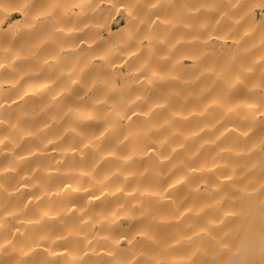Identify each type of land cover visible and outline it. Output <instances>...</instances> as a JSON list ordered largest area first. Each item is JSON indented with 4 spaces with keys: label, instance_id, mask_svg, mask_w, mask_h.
Wrapping results in <instances>:
<instances>
[{
    "label": "clouds",
    "instance_id": "1",
    "mask_svg": "<svg viewBox=\"0 0 264 264\" xmlns=\"http://www.w3.org/2000/svg\"><path fill=\"white\" fill-rule=\"evenodd\" d=\"M37 2L0 0L25 31L47 25L39 43L0 34V239L38 229L44 264H193L174 244L217 240L248 206L264 208V188L247 190L256 165L244 164L242 129L264 112V84L249 82L254 69L264 78V30L242 26L251 7L238 15L248 0ZM106 11L126 16L119 35ZM26 78L35 83L16 95L35 107L9 119V90ZM57 246L68 255L53 257Z\"/></svg>",
    "mask_w": 264,
    "mask_h": 264
},
{
    "label": "bare ground",
    "instance_id": "2",
    "mask_svg": "<svg viewBox=\"0 0 264 264\" xmlns=\"http://www.w3.org/2000/svg\"><path fill=\"white\" fill-rule=\"evenodd\" d=\"M37 4H42L37 2ZM36 4V5H37ZM37 11L39 6H34ZM101 7H105L101 5ZM252 8V13L246 18H257L256 10L247 3L241 6L238 10L239 14H243ZM169 9H161L160 12H168ZM0 11V34L13 35L19 39L27 40L30 42L29 34L33 32L39 37L36 43H39L42 38V33L46 30V24H40L32 32L25 31L26 20L20 12L18 16L10 20V23L5 27V16ZM264 16V9L260 12ZM109 19V27L113 33L119 35L127 25V18L124 14L104 13ZM244 21H242V24ZM229 25L224 23L221 25V31L227 29ZM231 41L229 40V44ZM86 48V45H82ZM53 49L49 45H43L41 47L42 53H50ZM243 60V57L241 58ZM187 63H190L187 62ZM204 63H215L216 65H223L224 57L209 56L205 59ZM23 67V65H21ZM231 70H234V66ZM96 69H93L89 75L93 74ZM121 71H126V68H121ZM5 78H10V74L4 73ZM208 78H204L201 83L207 84ZM249 82L252 84H264V78L259 76V73L254 69V75L249 77ZM34 81L25 79L21 81V84L16 89L9 90L7 102L12 104L11 109L5 111V116L9 119H15L20 111L31 110L35 107V101H20L16 95L20 88L31 86ZM7 87V86H6ZM99 94L102 89H97ZM37 121L22 120L20 124L23 127L32 128ZM231 127V126H230ZM246 135V143L253 146L252 154L244 160L245 165H256L246 177L247 190L252 192H260L264 188V172L260 169L264 168V153L260 151L261 139H264V112H257L255 114V120L253 126L248 129H242ZM231 140V138H230ZM31 146V142H26L24 148ZM6 163V161H4ZM27 195V193H25ZM264 199V193L259 197ZM19 203L15 198L8 201L6 208L12 210L15 205ZM229 211L236 213L238 208L233 207ZM172 230V226H166L161 229L163 235H167ZM39 230H32L27 237H22L19 233H14L7 238L0 239V264H44L48 259L49 249L47 244L41 243L39 245L31 243ZM218 239L212 240L207 237L193 238L191 244L185 245L174 244L173 254H181L190 256L193 264H264V208L258 207L255 203L248 206L246 212L243 215H236L233 219L229 220L222 229L218 230ZM73 247H79V241L71 242ZM126 241L122 243V247H126ZM146 250L154 251L150 245H143ZM70 249L68 247L57 246L51 250L53 257H66ZM91 251L89 248L86 250V260L91 259ZM99 251L103 253L104 248H100Z\"/></svg>",
    "mask_w": 264,
    "mask_h": 264
},
{
    "label": "rangeland",
    "instance_id": "3",
    "mask_svg": "<svg viewBox=\"0 0 264 264\" xmlns=\"http://www.w3.org/2000/svg\"><path fill=\"white\" fill-rule=\"evenodd\" d=\"M259 2L260 0H248L247 4L251 5L253 7V10H256L258 14H257V18H255L256 20L248 17L244 19V23L242 24V26L245 27L246 29L254 28L257 32L264 30V16L262 15V13H260L262 9L264 8L259 7V6H253V5H258ZM35 6H39L38 9H41L43 7V4H37ZM2 14L5 16V27L10 23V20H12L14 17L19 15V13L15 11H7V12L3 11ZM29 37H30V42L36 43L39 40V37L36 35L35 32H33L32 34H29ZM255 54L256 52L254 51L253 55ZM249 59L250 57H247V56L243 57L244 62H247Z\"/></svg>",
    "mask_w": 264,
    "mask_h": 264
}]
</instances>
